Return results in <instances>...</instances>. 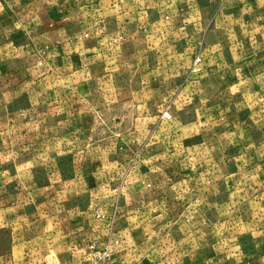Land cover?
I'll list each match as a JSON object with an SVG mask.
<instances>
[{"label":"rangeland","instance_id":"374dc122","mask_svg":"<svg viewBox=\"0 0 264 264\" xmlns=\"http://www.w3.org/2000/svg\"><path fill=\"white\" fill-rule=\"evenodd\" d=\"M100 1L0 0V264H148L157 225L259 258L264 0Z\"/></svg>","mask_w":264,"mask_h":264},{"label":"crops","instance_id":"0c3cea01","mask_svg":"<svg viewBox=\"0 0 264 264\" xmlns=\"http://www.w3.org/2000/svg\"><path fill=\"white\" fill-rule=\"evenodd\" d=\"M100 2L103 4L104 2L108 3L106 5H109V8L118 10L133 11L136 8H140L136 2L126 7L123 0L120 2L103 0ZM129 21H132V18ZM200 24V21H197V25ZM169 231L171 232V237L168 235ZM185 231L180 226H149L148 233L157 234L159 238L153 247L151 246L148 249V264H204L202 253L203 239H198L197 228L195 233L190 232V235ZM240 236L243 238H240L238 242L231 241L229 237H225V239L223 237H215V264H264V243L258 245L259 258L253 259V248L250 240H246L245 233ZM130 250L131 248L128 246L122 247L118 252V257L130 255ZM134 262L129 263L135 264Z\"/></svg>","mask_w":264,"mask_h":264},{"label":"built area","instance_id":"2783aa9c","mask_svg":"<svg viewBox=\"0 0 264 264\" xmlns=\"http://www.w3.org/2000/svg\"><path fill=\"white\" fill-rule=\"evenodd\" d=\"M89 248L93 254V260L89 264H113L109 246L96 248L94 245H90Z\"/></svg>","mask_w":264,"mask_h":264}]
</instances>
